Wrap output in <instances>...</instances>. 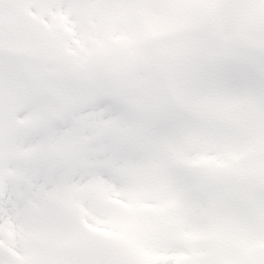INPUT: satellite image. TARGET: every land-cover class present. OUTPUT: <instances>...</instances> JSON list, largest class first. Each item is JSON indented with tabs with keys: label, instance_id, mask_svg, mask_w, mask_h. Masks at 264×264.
I'll return each mask as SVG.
<instances>
[{
	"label": "snow or ice",
	"instance_id": "obj_1",
	"mask_svg": "<svg viewBox=\"0 0 264 264\" xmlns=\"http://www.w3.org/2000/svg\"><path fill=\"white\" fill-rule=\"evenodd\" d=\"M0 264H264V0H0Z\"/></svg>",
	"mask_w": 264,
	"mask_h": 264
}]
</instances>
